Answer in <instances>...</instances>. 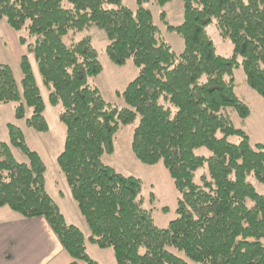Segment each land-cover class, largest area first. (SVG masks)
Here are the masks:
<instances>
[{"label": "trees", "instance_id": "1", "mask_svg": "<svg viewBox=\"0 0 264 264\" xmlns=\"http://www.w3.org/2000/svg\"><path fill=\"white\" fill-rule=\"evenodd\" d=\"M172 1L154 3L163 9ZM144 2L137 0L133 12L123 0H0V21L35 38L29 52L65 129L57 164L89 236L65 222L46 192L42 160L12 124L6 125L9 143L0 142V208L42 218L69 264H99L86 243L110 249L116 264H264V195L248 182L252 176L264 185V148L251 145L231 120V114L250 115L234 93V70L242 69L264 101V0H181L177 26L161 11L166 31L183 42L179 55ZM212 21L233 44L228 58L216 54L207 35ZM91 27L103 33L112 63L131 60L138 69L120 94L125 108L104 102L89 84L102 71L98 54L90 37L74 36ZM20 71L19 87L10 67L0 64V107L14 103L15 120L46 133L43 99L26 56ZM136 120L132 154L144 165L161 162L179 195L176 218L163 229L145 208L142 182L103 162L114 151L118 128ZM234 136L237 144L228 141ZM10 146L26 163L14 159ZM200 148L210 156H198Z\"/></svg>", "mask_w": 264, "mask_h": 264}, {"label": "rangeland", "instance_id": "2", "mask_svg": "<svg viewBox=\"0 0 264 264\" xmlns=\"http://www.w3.org/2000/svg\"><path fill=\"white\" fill-rule=\"evenodd\" d=\"M137 0H123V5L131 11L137 10ZM155 0H145L143 8L147 9L153 18L154 24L158 27L161 37L171 47L172 51L179 55L183 50L182 40L175 34L166 31L159 20V14L164 11L166 21L169 25L177 26L182 22L183 5L181 0H173L163 9L155 5ZM207 35L215 48L216 54L228 58L232 55L233 44L227 38H222L219 31L212 21L206 27ZM84 36L91 39V43L98 54V61L102 71L95 78L89 80V84L96 88L104 102L110 104L116 109L125 108L124 101L120 94L126 86L137 76L138 69L131 60L126 61L122 66L112 63L106 53L107 42L101 31L91 27L80 33H76L75 40ZM25 39L24 44L20 39ZM68 40V37L66 38ZM35 38L30 37L25 29L14 31L4 20L0 21V64L10 67L14 78L20 87L22 78L20 71V59L26 56L31 71L33 73L36 85L44 103L43 116L48 125L46 133H39L28 128L24 121L14 119V103L0 107V142H6L8 139L6 124L17 126L23 131L27 146L35 151L42 160L45 167L44 181L45 189L49 196L59 205L65 214L70 225L73 224L80 230L84 238L89 235V230L78 212L76 205L71 197L69 188L57 164V157L61 153L65 138L64 126L58 120L60 106L53 107L48 102V91L41 81L37 64L34 56L29 52V47L34 43ZM234 93L249 109L250 115L245 120L237 118L231 114V120L237 129H241L249 138L250 144H261L264 148V101L246 82L241 68L234 70ZM21 90V89H20ZM137 123L130 125H121L113 137V153L105 155L103 162L114 169L117 173L124 176H132L142 182V196L144 197L145 208L150 209L152 219L155 225L160 228H166L167 224L176 218V205L179 197L171 177L165 170L161 162L148 166L140 163L132 154L131 137ZM229 142L237 144V137H229ZM8 143V142H7ZM14 159L19 163H26L25 156L16 148L10 146ZM198 156L209 157L210 153L200 148L195 151ZM205 169L196 173L199 177ZM248 182L253 186L256 193L264 195V185L259 183L252 176L248 177ZM63 195L61 201L57 197V192ZM87 253L93 260L102 262V264H115L113 253L110 249L100 250L87 243ZM79 264H83L80 262Z\"/></svg>", "mask_w": 264, "mask_h": 264}, {"label": "crops", "instance_id": "3", "mask_svg": "<svg viewBox=\"0 0 264 264\" xmlns=\"http://www.w3.org/2000/svg\"><path fill=\"white\" fill-rule=\"evenodd\" d=\"M7 142L9 143V139L4 143ZM57 197L61 201L64 199L60 191L57 192ZM50 198L52 199L51 196ZM52 201L65 222L70 225L59 205L53 199ZM70 261L42 218L25 219L7 207L0 208V264H69Z\"/></svg>", "mask_w": 264, "mask_h": 264}]
</instances>
